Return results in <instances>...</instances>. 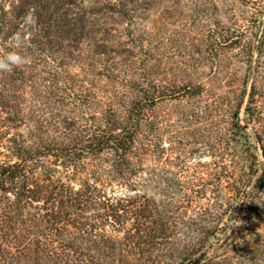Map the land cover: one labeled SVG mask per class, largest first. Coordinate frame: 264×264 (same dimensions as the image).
<instances>
[{
	"label": "rangeland",
	"instance_id": "374dc122",
	"mask_svg": "<svg viewBox=\"0 0 264 264\" xmlns=\"http://www.w3.org/2000/svg\"><path fill=\"white\" fill-rule=\"evenodd\" d=\"M101 4L112 10L89 13ZM9 51L31 63L0 71V159L25 123L72 112L103 126L109 108L125 117L105 95L146 99L138 190L168 236L123 258L264 264V0H0V54ZM82 86L95 98L77 106L68 88Z\"/></svg>",
	"mask_w": 264,
	"mask_h": 264
},
{
	"label": "trees",
	"instance_id": "16d2710c",
	"mask_svg": "<svg viewBox=\"0 0 264 264\" xmlns=\"http://www.w3.org/2000/svg\"><path fill=\"white\" fill-rule=\"evenodd\" d=\"M111 6L96 5L89 13ZM101 44V54L113 48ZM57 75L49 73V80ZM89 86L68 88L77 106L95 98L86 93ZM2 90L0 84L1 99L8 95ZM118 93L105 99L125 102L117 103L125 114L121 120L111 108L103 126L93 116L69 112L37 120L31 130L25 123V133L6 139L8 154L0 159V264H132L125 254L163 244L166 223L150 224L154 212L161 213L138 190L143 153L135 147V128L146 99ZM197 251L191 247L183 261Z\"/></svg>",
	"mask_w": 264,
	"mask_h": 264
},
{
	"label": "clouds",
	"instance_id": "9594fccd",
	"mask_svg": "<svg viewBox=\"0 0 264 264\" xmlns=\"http://www.w3.org/2000/svg\"><path fill=\"white\" fill-rule=\"evenodd\" d=\"M26 21L29 24H34L35 20L31 14L26 17ZM12 41V46L22 43V36L19 33L13 34L10 37ZM31 63V57L22 56L16 51H9L7 53L0 54V71L8 72L12 71L15 67H20L23 65H28Z\"/></svg>",
	"mask_w": 264,
	"mask_h": 264
}]
</instances>
